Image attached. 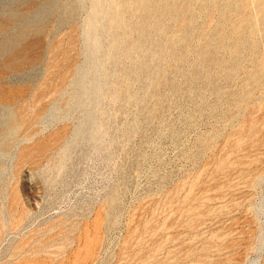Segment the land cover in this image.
I'll use <instances>...</instances> for the list:
<instances>
[{
	"label": "rangeland",
	"instance_id": "obj_1",
	"mask_svg": "<svg viewBox=\"0 0 264 264\" xmlns=\"http://www.w3.org/2000/svg\"><path fill=\"white\" fill-rule=\"evenodd\" d=\"M0 264H264V0H0Z\"/></svg>",
	"mask_w": 264,
	"mask_h": 264
}]
</instances>
